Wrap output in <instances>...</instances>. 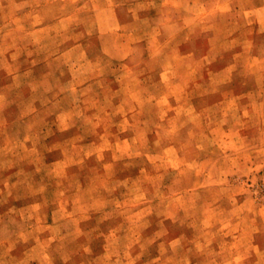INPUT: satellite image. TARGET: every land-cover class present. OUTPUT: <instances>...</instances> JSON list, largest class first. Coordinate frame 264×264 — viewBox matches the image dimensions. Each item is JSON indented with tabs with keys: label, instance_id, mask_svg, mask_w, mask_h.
Instances as JSON below:
<instances>
[{
	"label": "rangeland",
	"instance_id": "obj_1",
	"mask_svg": "<svg viewBox=\"0 0 264 264\" xmlns=\"http://www.w3.org/2000/svg\"><path fill=\"white\" fill-rule=\"evenodd\" d=\"M0 264H264V0H0Z\"/></svg>",
	"mask_w": 264,
	"mask_h": 264
}]
</instances>
